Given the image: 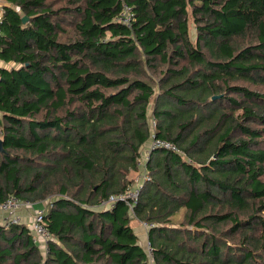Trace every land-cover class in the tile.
Masks as SVG:
<instances>
[{
  "label": "trees",
  "instance_id": "16d2710c",
  "mask_svg": "<svg viewBox=\"0 0 264 264\" xmlns=\"http://www.w3.org/2000/svg\"><path fill=\"white\" fill-rule=\"evenodd\" d=\"M0 62V202L50 236L0 264H148L134 220L154 264H264V0H5Z\"/></svg>",
  "mask_w": 264,
  "mask_h": 264
},
{
  "label": "built area",
  "instance_id": "2783aa9c",
  "mask_svg": "<svg viewBox=\"0 0 264 264\" xmlns=\"http://www.w3.org/2000/svg\"><path fill=\"white\" fill-rule=\"evenodd\" d=\"M2 1L0 0V33H1V16H2ZM129 10L128 8H125L122 13L120 14L119 20L126 23L129 21ZM152 122V129L154 127V122ZM168 149L172 151H178L177 147L167 141L164 140H159L156 139L153 135L151 134V141L149 144L148 149L145 150L144 156H140L137 159V167H141L144 170V174L142 176V180L139 181L137 178H134V184L130 189H127L124 193L119 194L117 198L110 197L108 200V203H103V204H110L116 199L124 201L129 207H132L134 203H136L140 193L143 190L144 185L149 181L150 176L145 170V163L149 159V155L151 150L153 149ZM140 168V172L142 173ZM139 174L141 175V173ZM138 174V175H139ZM22 207H27L32 209V217H31V224L29 227V231L32 235V240L33 243L40 249V246L43 244L44 250L46 249V243L47 240L50 238L49 233L47 231V228L45 227L44 224V214H45V209L44 207L41 206H35L31 204L30 202L27 201H22L14 196H9L5 201L0 202V213H3L4 219L2 221V226L5 228H8L13 225H20V216L18 215V211ZM142 226L148 230L152 225L147 224V223H142ZM149 243L147 244L146 253L148 255V264H154L153 259L151 257V250L149 249Z\"/></svg>",
  "mask_w": 264,
  "mask_h": 264
},
{
  "label": "rangeland",
  "instance_id": "374dc122",
  "mask_svg": "<svg viewBox=\"0 0 264 264\" xmlns=\"http://www.w3.org/2000/svg\"><path fill=\"white\" fill-rule=\"evenodd\" d=\"M191 33H193L194 34V31L192 32L191 31ZM151 121L152 120H150L149 121V123H150V127H152L153 125L151 124ZM145 148H147V145H146V147ZM146 150V149H145ZM145 150H143L142 152H141V155L142 156H144V154H145ZM141 168V167H140ZM141 171H142V173H141V175L139 174V175H134L133 177H132V179L135 177V179L137 178L139 181H141L142 180V176H143V174H144V170L141 168ZM31 204H33V205H35V206H37V204H35V203H32V202H30ZM25 208V211H26V215L25 216H21V219H20V221H21V224L22 225H24V226H26V227H30V224H31V217H32V209L29 207V208H27V207H22L21 209H24ZM142 221H139V220H134L133 222H132V226L134 227V231L137 233H139L140 231H138V228L137 227H140L141 228V231L142 232H145L146 231V229L142 226ZM146 244V243H145ZM145 248H147V244L145 245ZM39 255H40V257L43 259L44 258V256H45V250H44V246H43V244L40 246V249H39Z\"/></svg>",
  "mask_w": 264,
  "mask_h": 264
},
{
  "label": "crops",
  "instance_id": "0c3cea01",
  "mask_svg": "<svg viewBox=\"0 0 264 264\" xmlns=\"http://www.w3.org/2000/svg\"><path fill=\"white\" fill-rule=\"evenodd\" d=\"M4 2H5V0L2 1V6L4 5ZM0 66H2V62H0ZM134 175L135 174L133 173V174L130 175V177L132 178ZM17 213L20 216V218H21V216L22 217L25 216L26 215L25 208L24 209H20ZM4 216L5 215L3 213H0V226H2V221L4 219ZM137 228H138V231H140V232L139 233L138 232L137 233L135 232V233H136V235L138 237L139 243L142 245V247L144 249H146L145 248V245L148 244V230H146L145 232H142L140 227H137Z\"/></svg>",
  "mask_w": 264,
  "mask_h": 264
},
{
  "label": "water",
  "instance_id": "95a60500",
  "mask_svg": "<svg viewBox=\"0 0 264 264\" xmlns=\"http://www.w3.org/2000/svg\"><path fill=\"white\" fill-rule=\"evenodd\" d=\"M21 20H22L23 23H25L27 21V17L23 16ZM0 149H1V145H0Z\"/></svg>",
  "mask_w": 264,
  "mask_h": 264
}]
</instances>
